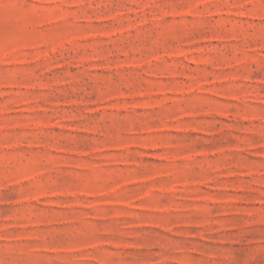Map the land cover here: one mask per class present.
Instances as JSON below:
<instances>
[{
    "label": "rangeland",
    "instance_id": "374dc122",
    "mask_svg": "<svg viewBox=\"0 0 264 264\" xmlns=\"http://www.w3.org/2000/svg\"><path fill=\"white\" fill-rule=\"evenodd\" d=\"M0 264H264V0H0Z\"/></svg>",
    "mask_w": 264,
    "mask_h": 264
}]
</instances>
